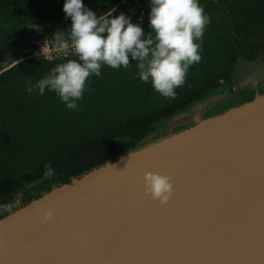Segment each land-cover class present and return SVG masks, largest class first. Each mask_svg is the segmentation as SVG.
Listing matches in <instances>:
<instances>
[{
    "label": "water",
    "instance_id": "obj_1",
    "mask_svg": "<svg viewBox=\"0 0 264 264\" xmlns=\"http://www.w3.org/2000/svg\"><path fill=\"white\" fill-rule=\"evenodd\" d=\"M263 68L261 54L239 67L233 91L11 205L0 217V264H264V92L249 78ZM247 89L252 99L227 105ZM149 171L171 178L166 204L145 192ZM46 209L53 218L42 222Z\"/></svg>",
    "mask_w": 264,
    "mask_h": 264
},
{
    "label": "trees",
    "instance_id": "obj_2",
    "mask_svg": "<svg viewBox=\"0 0 264 264\" xmlns=\"http://www.w3.org/2000/svg\"><path fill=\"white\" fill-rule=\"evenodd\" d=\"M127 1V0H126ZM83 0L96 15L115 9L150 33L149 0ZM64 0H0V217L11 205L37 198L122 152L195 102L226 90L238 65L264 51V0H199L210 17L201 61L190 66L175 99L139 79L136 62L128 68L102 66L90 76L77 110L54 91L28 92L56 65L75 59L71 48L53 58L27 54L28 46L60 29L65 40L71 19ZM132 8V9H131ZM223 80V83L219 81ZM48 165L53 175H45Z\"/></svg>",
    "mask_w": 264,
    "mask_h": 264
},
{
    "label": "clouds",
    "instance_id": "obj_3",
    "mask_svg": "<svg viewBox=\"0 0 264 264\" xmlns=\"http://www.w3.org/2000/svg\"><path fill=\"white\" fill-rule=\"evenodd\" d=\"M150 33L125 13L113 16L112 9L99 17L83 0H64L63 12L71 19L68 39L58 41L62 50L71 48L75 59L53 67L28 92L54 91L69 110L78 109L90 76H101L102 66L128 68L136 62L138 76L161 96L175 99L190 66L201 61L202 39L210 17L199 0H149ZM223 83V80L219 81ZM45 175L53 169L46 165ZM145 192L166 204L173 192L171 178L157 172L144 173ZM53 211H42V222L50 221Z\"/></svg>",
    "mask_w": 264,
    "mask_h": 264
},
{
    "label": "rangeland",
    "instance_id": "obj_4",
    "mask_svg": "<svg viewBox=\"0 0 264 264\" xmlns=\"http://www.w3.org/2000/svg\"><path fill=\"white\" fill-rule=\"evenodd\" d=\"M125 2L127 3V5H130V2L128 0H125ZM64 40L65 39L63 37V33L60 31V29H55L48 36L34 40V42L28 46V49L26 51L30 56L50 59L54 56L61 55L68 50H62L58 47V41ZM238 96L239 95L229 99L227 105H233L231 100L234 99L233 101H236L237 99L235 98H237Z\"/></svg>",
    "mask_w": 264,
    "mask_h": 264
},
{
    "label": "flooded vegetation",
    "instance_id": "obj_5",
    "mask_svg": "<svg viewBox=\"0 0 264 264\" xmlns=\"http://www.w3.org/2000/svg\"><path fill=\"white\" fill-rule=\"evenodd\" d=\"M261 54H264V51L263 52H259V54L255 57V58H253V59H247V60H244V61H242L239 65H238V67H237V71H236V80H235V82H234V85H233V87H232V89L231 90H229V91H233V89L236 87V85H237V82L238 81H241V80H243V78H241L242 76H238V74H239V67H241V66H243L244 65V63H250V62H254V60L255 59H257ZM264 69V68H263ZM261 70V76H264V70ZM245 73H243V77H249L250 76V74L251 73H249L248 72V70H245L244 71ZM247 73V74H246ZM252 74H254V75H252V76H250L249 78H251L252 80H250V81H253V84L258 88V90L260 91V92H264V77H260L259 78V74H255V73H252ZM261 79V80H260ZM263 81V82H262ZM249 82V81H248ZM247 87H248V85H246ZM252 87V86H251ZM251 87H248V88H251ZM254 94H255V92L253 91V90H250V89H247V90H244L243 92H241L240 94H239V96L237 97V98H235V99H237L236 101H233L234 99H232L231 100V102H232V104L233 105H236V104H238V103H241V102H244V101H248V100H250V99H252L253 98V96H254ZM241 98V99H240Z\"/></svg>",
    "mask_w": 264,
    "mask_h": 264
}]
</instances>
